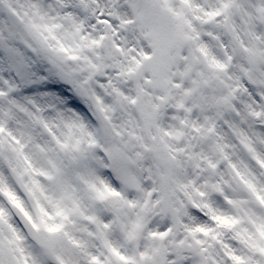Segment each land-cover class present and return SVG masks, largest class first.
Listing matches in <instances>:
<instances>
[{"label": "snow or ice", "instance_id": "snow-or-ice-1", "mask_svg": "<svg viewBox=\"0 0 264 264\" xmlns=\"http://www.w3.org/2000/svg\"><path fill=\"white\" fill-rule=\"evenodd\" d=\"M0 264H264V0H0Z\"/></svg>", "mask_w": 264, "mask_h": 264}]
</instances>
